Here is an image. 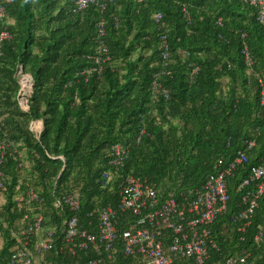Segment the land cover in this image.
Wrapping results in <instances>:
<instances>
[{
    "label": "trees",
    "instance_id": "16d2710c",
    "mask_svg": "<svg viewBox=\"0 0 264 264\" xmlns=\"http://www.w3.org/2000/svg\"><path fill=\"white\" fill-rule=\"evenodd\" d=\"M75 4L0 0L5 10L0 32L10 35L0 48V142L13 145L3 151L0 165L6 176L0 264L17 245L11 231L30 208L15 201L26 185L44 197L43 226L54 232L46 259L73 264L95 256L59 251L64 221L71 216L53 206L60 193L79 195V221L87 225L85 213L117 207L129 176L151 182L164 201L201 188L238 150L246 152L249 164L228 179L227 210L211 227L219 248L212 257L226 259L249 249L254 264H264V242H253L257 225L264 226V196L252 225L237 232L242 225L238 216L247 207L242 197L253 190L239 184L264 154V31L255 9L241 0H117L100 14L94 5L76 11ZM157 13L164 26L155 23ZM101 17L105 34L100 38L110 60L100 73L82 74L98 68L92 57ZM161 33L171 53L164 75ZM244 42L253 60L250 67L241 54ZM19 65L33 81L27 109L18 103ZM157 74L167 97L152 89ZM35 121L40 122L36 130L31 128ZM249 141H254L252 150H247ZM115 144L126 147L127 156L112 167ZM124 228L120 222L119 230ZM134 261L121 251L115 254L114 264Z\"/></svg>",
    "mask_w": 264,
    "mask_h": 264
},
{
    "label": "built area",
    "instance_id": "2783aa9c",
    "mask_svg": "<svg viewBox=\"0 0 264 264\" xmlns=\"http://www.w3.org/2000/svg\"><path fill=\"white\" fill-rule=\"evenodd\" d=\"M245 5L255 9L257 23L264 31V0H241ZM117 0H76V11H83L89 5H94L102 14L107 5ZM5 16L4 7L0 6V19ZM162 15L157 13L155 23H161ZM104 18L97 23L98 37L96 54L92 57L98 68L84 70L82 74L97 72L102 65L110 60L107 49L100 38L105 34ZM219 24V22H218ZM8 31L0 32L1 44L9 39ZM245 39L246 34L242 33ZM160 59L163 66L161 74H167L166 68L171 63L170 47L165 33L159 37ZM241 54L248 67L253 64L246 43H243ZM169 73V72H168ZM196 73V69L192 71ZM18 82L20 85L18 103L27 109V101L32 88V78L22 65L18 66ZM152 89L164 97L168 92L159 81V75L153 76ZM261 105H264V94L261 93ZM40 122H32L31 128L38 129ZM11 143L0 142V165L3 161V151ZM247 150H252L254 141H249ZM18 158L20 152L14 151ZM127 156V148L120 144L111 147L109 165L117 167ZM246 152L238 150L234 158L216 174L210 176L199 189L170 195L160 201L154 185L138 177L129 176L120 190V199L116 208L103 207L85 213L89 219L87 225L81 224L79 215L82 212L81 198L77 193H60L55 197L53 206L60 212L67 211L71 216L64 221V233L59 251H67L70 255L87 257L92 253L95 258L82 261L78 259L73 264H114L115 254L121 251L122 257L136 258L132 264H254L252 251L243 249L226 259H215L212 252H218L217 242L211 234V227L227 210L229 201L228 179L234 171L247 165ZM6 176L0 171V203L4 200L1 193L4 189ZM57 180V179H56ZM25 191L15 198L18 203L25 202L30 208L11 231L17 245L12 250L6 264H55L48 261L45 255L52 249L54 232L45 230L42 205L44 197L33 186L26 185ZM253 187L247 191L242 202L247 207L238 216L242 225L237 232L243 233L246 227L252 225L254 211L258 201L264 196V154L257 165L249 168L247 175L239 184V188ZM32 205V206H31ZM120 222L126 228L119 230ZM118 242L121 249L118 250ZM254 244L264 242V226L257 225L253 235Z\"/></svg>",
    "mask_w": 264,
    "mask_h": 264
}]
</instances>
